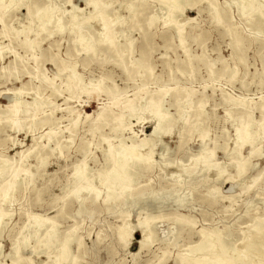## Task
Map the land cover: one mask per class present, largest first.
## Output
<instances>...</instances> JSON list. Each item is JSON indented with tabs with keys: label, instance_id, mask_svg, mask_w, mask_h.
Listing matches in <instances>:
<instances>
[{
	"label": "rangeland",
	"instance_id": "rangeland-1",
	"mask_svg": "<svg viewBox=\"0 0 264 264\" xmlns=\"http://www.w3.org/2000/svg\"><path fill=\"white\" fill-rule=\"evenodd\" d=\"M87 1L16 0L0 10V166L11 163L0 183L20 171L14 191L0 199V264H55L70 232L72 257L58 264H181L200 230L233 246L223 255L235 260L255 237L256 218L264 220V0H181L169 18L157 0H93L113 22L103 43ZM50 3L55 19L44 32L36 9ZM16 91L35 105L20 110L19 130L2 118ZM155 107L164 121L151 142ZM243 127L249 141L235 152ZM141 142L151 164L134 174L130 194L103 203L108 151ZM203 149L215 166L190 183L191 158ZM77 165L98 199L92 192L79 203L66 188ZM34 216L49 220L37 234L26 228ZM146 217L160 241L135 254L141 234L128 236L127 224ZM50 222L57 239L47 250L36 241Z\"/></svg>",
	"mask_w": 264,
	"mask_h": 264
},
{
	"label": "bare ground",
	"instance_id": "bare-ground-1",
	"mask_svg": "<svg viewBox=\"0 0 264 264\" xmlns=\"http://www.w3.org/2000/svg\"><path fill=\"white\" fill-rule=\"evenodd\" d=\"M14 1H16V0H0V10L11 7L12 3ZM57 1H59V0H57ZM157 1L159 2L161 9H163V6H166V8H168L167 18L170 17L174 8L179 7V4L181 2V0H157ZM124 4H125V2H124ZM86 5L87 6L92 5V7H93V11L91 13L92 18L100 17V19H101L102 23H101V31H99L100 32L99 40H100V43L101 42L103 43L104 39L108 40L107 37L112 34V28H113L112 23L113 22L111 19H110L111 20L110 21L106 18L105 14L103 13V10H101L99 8H98V10H96V3L93 0H88ZM101 5H102V3H101ZM225 5H227V4H225ZM242 6H243V4H242ZM229 7H230V5H229ZM55 9L56 8L51 3L49 5H47L46 7L36 9V18L41 21L38 29L44 31L47 28V26L49 24H51L53 19H55V13H54ZM251 9H252V7H251ZM74 11H75V6L74 7L72 6L71 19L75 18L74 17L75 14L73 13ZM172 15H174V14H172ZM243 15H244V13H243ZM150 19L153 20L155 18L152 16ZM30 20H31V18H30ZM60 21H61L60 17L56 18L57 28L59 31H62L63 29H62V26L60 24ZM31 23H32V20H31ZM74 29H76V32H75L76 41L81 45V47L86 46L84 43L86 37L84 38V36L82 35L83 32L80 31L81 27L79 30L78 25H77ZM31 105H33V104H30L28 102H24V101L20 100V93L18 91L13 92L12 96L9 98L8 105L4 106V108L6 110V114L2 118L5 119V121L10 124L11 129L19 130L20 125H18V116L20 114V110L22 109V107H25V109H26L27 106L29 107ZM33 106H35V105H33ZM202 111H203V109H202ZM148 113H149V115H151L150 118H152L154 121L152 128H151V131L149 130L150 131V139H151V142H153L154 139L159 136L160 128L162 126L164 118L158 112V107L150 108V111H148ZM249 134L250 133H248V131L246 130V127H243V130H240L239 128L236 129V131H235V148L233 151L236 152L237 151L236 149L240 148L243 144H245L247 141H249V138H248ZM134 136H136V134ZM58 146H59V144H58ZM123 146L126 147L124 143H123ZM129 146H130V144H129ZM144 147H145V144L142 143L138 147H130L129 149H127L128 151L122 150L120 152V150H118L120 153L117 154L115 152V155H113V152L111 150L108 151V158L113 159V168L107 174L106 178H104V180H102L100 182V185L103 186L105 189L103 203H109V202L118 200L121 196H123L126 193L130 194L131 183H133L134 174L140 172L144 168L145 165H150L152 162V160L150 159L151 149L148 151H143ZM200 151L201 152L198 155H196L194 158H191V160L194 161L193 164H195V165H194V167H192V169L190 168L191 170L189 169L191 172L188 170L190 172V178H189L190 183L196 182L198 179H203L202 178L203 174L200 176H198V174L208 173L215 166L211 160L213 153L206 151V150L204 151V149L200 150ZM53 152H55V151H53ZM191 160H190V162H191ZM13 162H14V160H13ZM10 166H11V163H9L8 160H2V166H0V175L2 176L4 174V170ZM213 170H215V168ZM84 171L85 170H83L82 165H77L74 169V173L72 174V177L69 181V184L66 186V188L68 186L73 187L70 194L79 203L81 201H83L87 196L91 195L92 192H94V190L92 189V182L90 180H88V178L85 175L86 172L84 174ZM19 172L20 171H18V169L13 170V172L9 176L10 180L2 181L0 183V199H1V201H5L11 195V193L14 191L15 180L19 176ZM104 174H105V171H104ZM222 174H224V173H222ZM174 176H176V175H174ZM93 195L95 196V199L99 198V192L98 191L97 192L95 191L93 193ZM146 195L147 194H141L140 196L146 197ZM151 195H153V194H151ZM128 196H131V195H128ZM155 197H156L155 195L149 197V201H150L149 203H151L152 205L156 203ZM175 201L178 202L179 199L175 198ZM1 211H0V228H1V225L3 223L2 221H3V217H4V215L2 214ZM38 218L39 217H36V216H34L32 218L29 217V221H28L27 226H26V228L29 226L34 228V230H32V231H34V234H37L39 232L40 228L44 227L45 224H47L49 222V220L47 218H41V219L40 218L38 219ZM148 218H150V217H146L143 221H139L135 225H130V223L127 224L128 225V230H127L128 236L130 234H132L134 232V230H138V232L141 234V238L137 243L139 245V247L136 250L135 254H139L143 249L149 248L156 241H160V239L156 238L154 228L150 226L151 225L150 224L151 219H148ZM188 222H193V221H188ZM50 224H51V227H50V229H46L45 236H43V240H37L36 241L38 244L39 243L44 244L43 246L47 250L49 248L51 249L53 241L55 239H57V233H56V227L57 226L52 222H50ZM248 227H249V225H248ZM252 230L254 232H256L255 237L253 239H250V240H245L244 243L242 241L243 246H242L241 251L244 250L243 254L240 253L237 256V258L235 257V260H233V261L231 259H228V258L226 259L223 255L226 253L227 250L232 251L233 246H228V245L224 244V242L220 239V236L216 235L213 238V236L209 235V233H207L203 230H200L199 231V237H200L199 241H197L194 244H189V245L184 246L188 249V251L190 253L181 254L179 257V259L181 261L180 263L181 264H251L250 262H248L247 257H246V255L248 256V254L249 255L254 254L256 256H259L262 258V261H263L264 260V220H262L261 218H256ZM72 241H73V232H70L64 237L63 241L59 244L60 245V247L58 249L59 255L55 259V264H58V262H60L61 260H63V261L68 260V257L70 254L68 255V249L67 248ZM22 243H23V241H22ZM24 243H26V240L24 241ZM232 252H235V251H232ZM46 253H48V252H46ZM69 253H70V251H69ZM218 253H220V254H218ZM227 253L225 254V256L227 255ZM232 254H234V253H232ZM164 256H165V252L162 253L161 259ZM257 259H260V258H257ZM72 260H74V257ZM13 263L14 262H12L11 264H13ZM73 264H74V262H73Z\"/></svg>",
	"mask_w": 264,
	"mask_h": 264
}]
</instances>
